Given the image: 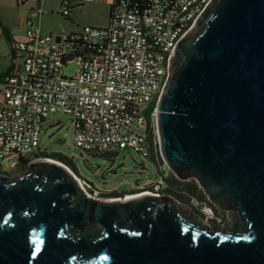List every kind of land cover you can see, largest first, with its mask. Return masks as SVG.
<instances>
[{"label":"water","instance_id":"95a60500","mask_svg":"<svg viewBox=\"0 0 264 264\" xmlns=\"http://www.w3.org/2000/svg\"><path fill=\"white\" fill-rule=\"evenodd\" d=\"M212 1L172 54L159 144L241 225L215 229L166 192L95 197L41 158L0 172V264H264V0Z\"/></svg>","mask_w":264,"mask_h":264},{"label":"built area","instance_id":"2783aa9c","mask_svg":"<svg viewBox=\"0 0 264 264\" xmlns=\"http://www.w3.org/2000/svg\"><path fill=\"white\" fill-rule=\"evenodd\" d=\"M91 1L62 0L61 14ZM211 1L113 0L108 25L57 36L29 20L25 38L13 45L21 63L0 80V162L19 169L41 159L33 153L42 150V124L56 112L70 115L75 143L85 151L132 148L147 157L159 142L157 104L172 54ZM72 62L78 71L68 76L64 68ZM161 187L165 180L158 176L142 192H165ZM189 204L209 223L222 221L207 200L192 197Z\"/></svg>","mask_w":264,"mask_h":264},{"label":"rangeland","instance_id":"374dc122","mask_svg":"<svg viewBox=\"0 0 264 264\" xmlns=\"http://www.w3.org/2000/svg\"><path fill=\"white\" fill-rule=\"evenodd\" d=\"M40 1L42 2L39 14L35 15L37 0H19V4L15 0H0V20L9 29L13 30L18 40L29 25V20H32L39 30L47 35L53 34L57 36L73 30L68 29L71 23L61 14V0ZM110 4H112L111 0L87 2L82 7L75 9V22L82 25H108ZM9 53V43L5 38H2L0 40V60H7ZM77 71L78 65L76 62L69 63L64 68V72L68 76L74 75ZM0 98H3L1 93ZM60 139H63V141L59 142ZM40 140L42 151L62 153L68 156L78 172L56 157L48 155L42 158L54 159L65 164L75 174L76 178L81 180V183L84 184L90 194L96 188L102 189V192H125L124 195L139 193L148 188V185L159 174L157 166L151 158L143 157L132 148L121 149L114 156H101L84 151L76 145L71 117L65 113L56 112L48 115L42 124ZM89 163L94 164L96 167L92 168ZM0 172H7L13 175L18 170L10 166L8 162L1 161ZM163 188L161 187L160 190L162 191ZM133 189L137 190L133 192ZM102 192L99 193L98 197H102ZM120 196L117 195L115 198ZM213 208L217 211L215 206ZM221 214L223 215L222 221L214 223L215 229H223V223L231 221V217L227 213L221 211Z\"/></svg>","mask_w":264,"mask_h":264},{"label":"trees","instance_id":"16d2710c","mask_svg":"<svg viewBox=\"0 0 264 264\" xmlns=\"http://www.w3.org/2000/svg\"><path fill=\"white\" fill-rule=\"evenodd\" d=\"M83 5H85V3L76 5L74 7H72V11L70 15L65 16L68 20H72V15L74 13V10L78 7H82ZM112 14V5L110 8V16ZM0 27L3 31V34L6 38L7 41H9V43L11 44V55L14 58H17V52L14 49V44L16 42V40H14L9 32V28L8 26L4 25L2 23V21L0 20ZM85 151V150H84ZM90 153H94L96 155H101V156H114L117 151H113V152H97V151H88ZM33 155L35 157H43V156H52V157H56L57 159L62 160L65 164H67L69 167H71L74 171H77V168L75 167V165L73 164L72 160L62 154V153H48V152H44L42 150L38 151L37 153H33ZM149 158H151L154 163L157 166L158 169V176H162L165 180V187H164V191L170 195H173L174 197H176L178 200L185 202V203H190V200L192 197H197L201 200H207L209 203H211L213 206H215L216 210L221 212L216 205H214L207 197V195L205 194L203 188L200 186V184L198 183L197 180L195 179H181L179 178L173 171H171L168 167V165L166 164V161L164 160L161 150H160V144L159 142H156L155 144L152 145L151 147V151L150 154L147 156ZM135 190L137 189H133V192H135ZM125 193V192H124ZM124 193H120L118 191H103V195L102 196H107V197H115L117 195H124Z\"/></svg>","mask_w":264,"mask_h":264},{"label":"crops","instance_id":"0c3cea01","mask_svg":"<svg viewBox=\"0 0 264 264\" xmlns=\"http://www.w3.org/2000/svg\"><path fill=\"white\" fill-rule=\"evenodd\" d=\"M16 1V3L17 4H19V0H15ZM24 1H30V0H24ZM62 1V0H61ZM94 1V0H93ZM112 2H113V0H111ZM41 2L42 1H40V0H38L37 1V5L38 6H41ZM86 4V3H85ZM110 5H112V4H110ZM80 8V7H79ZM74 12H75V10H74ZM66 20L67 21H69L71 24H69V28L68 29H79L81 26H83L82 24H78V23H76L75 22V18H74V13H73V15H72V20H68L67 18H66ZM9 25V24H8ZM96 26V25H95ZM38 27V26H37ZM73 30H71V31H73ZM9 32H10V34H11V36H12V38L14 39V40H18V38H16V36H15V34H14V32H13V30L12 29H9ZM22 37L21 38H19V40H22V39H24L25 38V30L23 31V35H21ZM2 38H5V36H4V34H3V31H2V29H1V27H0V40L2 39ZM6 39V38H5ZM8 43H9V41H8ZM9 46H10V53L8 54V59L7 60H5V61H1L0 60V80H1V78H2V76L5 74V73H7L8 71H10V70H12L13 69V67L15 66V65H18L19 63H21V61H20V59L19 58H14L12 55H11V44L9 43ZM0 93L2 94V90H1V86H0ZM2 97H3V94H2ZM2 101H3V98H0V104L2 103Z\"/></svg>","mask_w":264,"mask_h":264},{"label":"flooded vegetation","instance_id":"af4514ba","mask_svg":"<svg viewBox=\"0 0 264 264\" xmlns=\"http://www.w3.org/2000/svg\"><path fill=\"white\" fill-rule=\"evenodd\" d=\"M214 1V0H213ZM212 1V2H213ZM212 3H210V5H211ZM209 5V6H210ZM209 6H208V8L206 9V11L209 9ZM199 25L198 24H196L194 27H193V29L192 30H196V31H199L200 29V27H198ZM196 28V29H195ZM179 66V63H178V61L177 62H175L173 65H172V67H173V70H175V69H177V67ZM26 169H28V167H26V168H21L20 167V169H17L18 170V172L19 173H21V172H23V171H25ZM191 179H195L196 180V178H191ZM189 180V179H188ZM123 196V195H122ZM209 199V198H208ZM210 200V199H209ZM211 201V200H210ZM212 202V201H211ZM213 203V202H212ZM189 204V203H188ZM214 204V203H213ZM190 205V204H189ZM214 205H216L217 206V208L219 209V210H221V211H223L224 213H227L229 216H231L233 219H235V221H239V224H238V226H240L241 225V223H242V220H241V216L234 210V209H232V208H230L229 206H227L226 204H223V203H220V204H214ZM220 206H224V207H226V208H228V209H221L220 208ZM194 208V207H193ZM195 210H197L196 208H194ZM197 212L198 213H200L199 212V210H197ZM201 214V213H200ZM202 215V214H201ZM234 222V221H233ZM233 222H230L229 224L230 225H232L233 227L235 226L234 224H233ZM210 225H211V227H213L214 228V223H210ZM238 226H235L234 228H237Z\"/></svg>","mask_w":264,"mask_h":264},{"label":"bare ground","instance_id":"6f19581e","mask_svg":"<svg viewBox=\"0 0 264 264\" xmlns=\"http://www.w3.org/2000/svg\"><path fill=\"white\" fill-rule=\"evenodd\" d=\"M79 181V180H78ZM79 183H80V185L82 186V187H84V185L79 181ZM85 188V187H84ZM86 189V188H85ZM145 193H149V191H144V192H139V193H135L134 195H136V196H138V195H143V194H145ZM128 196L129 197H131V196H133V195H131V194H128Z\"/></svg>","mask_w":264,"mask_h":264}]
</instances>
